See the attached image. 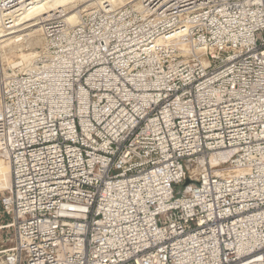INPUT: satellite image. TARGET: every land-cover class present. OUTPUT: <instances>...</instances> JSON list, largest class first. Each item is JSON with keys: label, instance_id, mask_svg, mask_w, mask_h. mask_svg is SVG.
Here are the masks:
<instances>
[{"label": "built area", "instance_id": "obj_1", "mask_svg": "<svg viewBox=\"0 0 264 264\" xmlns=\"http://www.w3.org/2000/svg\"><path fill=\"white\" fill-rule=\"evenodd\" d=\"M101 4L2 84L0 264H264V0Z\"/></svg>", "mask_w": 264, "mask_h": 264}, {"label": "rangeland", "instance_id": "obj_2", "mask_svg": "<svg viewBox=\"0 0 264 264\" xmlns=\"http://www.w3.org/2000/svg\"><path fill=\"white\" fill-rule=\"evenodd\" d=\"M104 1L105 0H79L70 6H66V7L62 6L61 7L58 4L57 6L53 5L56 8H54L52 6L54 9L52 7H49L45 10L47 13H49L51 11H57V10H61L63 8L64 9L63 14L58 15L57 17H63L61 20L65 19L66 21L71 22L73 24V23H76L77 21L84 22V15H82V14H86L88 12H91L92 10H94L95 7L100 8V6H102L101 3ZM107 1L111 2L110 0H107ZM125 1L126 0H122V1L120 0V2H119L117 0L115 3L111 2V4L114 3L116 5L121 6L122 4L125 3ZM2 11H3V8H2ZM37 14L38 13H35L36 17L34 19L27 21L25 24L26 25H30V24L32 25L33 23H37V24L39 23L40 25L38 24V27H37L39 29L38 31L33 32V29H34L33 27L32 28L28 27L27 29H23L21 32H17V34H19L20 37L19 36L16 37L17 40L14 39L16 44H12V45L0 48V91H1V87H2L3 82H5L10 75H12V72H15V70L13 71V68H34L38 64V61H36V60L44 59V57L47 54L45 50H46V41H48V38L45 37L43 31L41 30V20H39L40 17L43 15H39V14L37 15ZM46 14H44V15H46ZM70 19H71V21H70ZM95 19H96L95 20L96 22H102V23L108 22L107 21L108 16L105 15V13H103V12L101 15L97 14ZM81 20H83V21H81ZM20 33H21V35H20ZM22 34H23V36H22ZM34 51L37 52L36 56L33 59H31V62L29 63L30 65H27L26 62L22 61L20 54L21 53L34 52ZM86 53H84L83 56H85ZM37 56H39V57H37ZM12 62H15V63L18 62V64L13 66ZM5 176H6V172L4 170L0 169V196L6 190L4 188H1V186L3 185V180L5 179ZM7 218L8 217L6 215L3 216L0 213V226L2 225V222L5 221V219H7ZM3 234H4V232L0 229V239H1V236H3Z\"/></svg>", "mask_w": 264, "mask_h": 264}, {"label": "bare ground", "instance_id": "obj_3", "mask_svg": "<svg viewBox=\"0 0 264 264\" xmlns=\"http://www.w3.org/2000/svg\"><path fill=\"white\" fill-rule=\"evenodd\" d=\"M76 1H79V0H34L32 2L30 9L26 8L23 12L19 13L18 15L16 14L17 17L15 18L14 23L11 26H4L0 22V48L5 47V46H9L12 44H16L14 39H16V37L19 36V34H17V32H21L23 29H27L28 27H31V28L33 27L34 28L33 32L38 31L39 29L37 27H38L39 23L38 24L33 23L32 25L31 24L30 25L25 24L27 21L34 19L36 17L35 13H38L39 15L44 16V14L47 13L45 9L52 7L53 5L57 6L59 4L61 7L62 6L66 7V6L72 5ZM110 1L115 3L117 0H110ZM118 1L120 2V0H118ZM111 2H109V3H111ZM54 8H56V7H54ZM9 9H10V7L9 8L3 7V11L0 12V17L12 15L13 12H15V11H8ZM70 21H71V19H70ZM20 35H21V33H20ZM22 36H23V34H22ZM36 53H37L36 51L28 52V53H21L20 57L22 58V61L26 62L27 65H30L29 63L31 62V59H33L36 56ZM17 64H18V62H16V63L12 62L13 66H15ZM0 169L4 170L6 172V176H5V179L3 180V185L1 186V188L8 189L10 187V169H9V163L5 158H0Z\"/></svg>", "mask_w": 264, "mask_h": 264}, {"label": "water", "instance_id": "obj_4", "mask_svg": "<svg viewBox=\"0 0 264 264\" xmlns=\"http://www.w3.org/2000/svg\"><path fill=\"white\" fill-rule=\"evenodd\" d=\"M185 183L187 184V183H188V181L186 180V181H185Z\"/></svg>", "mask_w": 264, "mask_h": 264}]
</instances>
